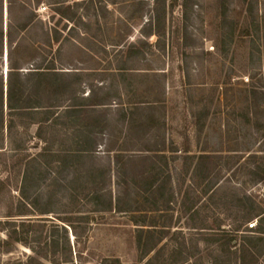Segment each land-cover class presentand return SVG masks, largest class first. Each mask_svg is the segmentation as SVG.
Instances as JSON below:
<instances>
[{
	"label": "rangeland",
	"instance_id": "obj_1",
	"mask_svg": "<svg viewBox=\"0 0 264 264\" xmlns=\"http://www.w3.org/2000/svg\"><path fill=\"white\" fill-rule=\"evenodd\" d=\"M53 1L0 0L2 28L11 24L13 39L3 41L0 75L4 79L14 64L26 73L39 53L44 63L64 72L72 88L66 98L77 101L93 93L106 103L97 107L107 116L112 148L110 156L104 145L98 152L99 162L110 169L106 188L122 198V206H140L154 222L155 235L168 229L161 234L165 253L151 262L152 253L140 259L134 222L140 214L92 213L84 195L73 201L66 195L62 186L71 190V185L64 174L42 182L52 195L50 204L45 199L37 207L53 212L29 217L39 226L27 233L24 228L21 242L5 244L6 215L25 204L18 191L21 167L44 141L36 137L35 124L12 112L14 126L0 130V264H163L169 259L171 264H220L230 258L211 241V232L240 226L243 210H264V0H250L251 13L243 0H189L185 17L180 6L167 13L166 32L158 39L142 32L152 0H67L82 4L72 20L58 24ZM36 2L41 12L35 10L36 21L21 31L17 23L31 15ZM48 30L51 39L61 38L58 52L54 42L52 47L45 42ZM3 109L8 113L5 98ZM42 131L54 149L76 147L64 126ZM117 149L128 155L123 178L108 159ZM154 149L164 155L156 162L163 184L158 210L151 197L143 202L139 196ZM76 211L87 213L88 222L62 219L76 217ZM52 231L55 255L48 248ZM259 261L264 264V250Z\"/></svg>",
	"mask_w": 264,
	"mask_h": 264
},
{
	"label": "trees",
	"instance_id": "obj_2",
	"mask_svg": "<svg viewBox=\"0 0 264 264\" xmlns=\"http://www.w3.org/2000/svg\"><path fill=\"white\" fill-rule=\"evenodd\" d=\"M187 1L189 0H152L149 17L142 31L144 36L154 34L158 39L164 35L166 32L167 13H172L177 6H180L182 8V16L185 17ZM81 2H84V0ZM243 2L246 3V9L251 13V1L243 0ZM52 3L54 6L53 10L57 15V24L62 20H72L76 7L82 4L74 1L67 2V0H56ZM38 8V2H36L31 15L25 16L17 23L21 31L26 30L36 21ZM221 10L223 18H225L223 1ZM1 11L2 4L0 5V13ZM10 30L11 24L3 30L1 17L0 53L2 52L4 39H6L8 44L13 42ZM185 32L186 30L184 29V39L186 38ZM46 35V44L52 47V42H54L57 45L55 51L58 52L61 44L60 36L54 35L51 39L49 30ZM7 57L9 60V53ZM33 62L34 65L24 74L19 71L21 67L14 64L8 67V74L4 79L0 75V130L12 128L14 126L12 112H18L21 118L27 117L29 123L36 125V137L44 140L40 151L30 161H25L21 167V180L18 191L20 198L25 204L23 203L22 206L24 208L22 210L14 213L9 212L6 215L8 219L3 222L7 226L4 228L6 229L5 244L21 242L24 240V237L21 236V231L24 228L27 233L33 230V227L39 226V223H32L30 221L32 218L29 217L53 212L48 206L47 209L45 207L43 210H39L40 208L38 209L37 207L45 199L48 200L46 203L50 204L49 199L52 195L49 190L42 188V182L52 174L57 176L64 174L63 179L65 181L69 179L71 185V190L68 184L65 187L62 186L63 190L67 191L66 195L71 197V201L76 200L80 195H84L88 198L92 213L129 211L140 214L134 219L135 225L138 227L135 233V246L140 252V259L146 258L151 253L152 256L147 259V262L156 260L158 256H163L165 251L164 246L160 245L161 234H167L168 231L165 230L168 229L164 228L160 235H155L156 232L152 228L154 222L147 221V213H141L143 209H140V206L136 208L122 206V198L119 195L113 197L111 191L106 188L107 183L110 181V169L99 162L98 152L99 147L104 145L106 148L105 153L110 156L109 151L112 148L109 147L107 116L104 112L101 113L97 110L98 106L106 103L100 98L97 99V96H93V93L83 99H79L82 100L81 102L79 100L76 101L71 95L66 98V92H70L72 88L70 83L64 80V72L56 69L53 63L51 65L44 63V58L40 59L39 53L33 58ZM4 98L8 113L3 109ZM62 107L65 110L63 112L64 115L58 112ZM56 126H64L68 129L76 147L68 149L62 147L52 148V145L43 137L42 130L54 129ZM106 135L108 136L107 138ZM151 151L153 152L151 156L153 166L149 169L148 175H144L146 178L143 179L144 184L141 186L142 189L139 196L141 198L145 197L143 202H147L148 197H151L156 204L154 210H158L157 204L161 203L163 198V184L159 180V174L162 171L160 168L158 170L156 162L162 161L164 155L162 149ZM125 152V149H117L110 157L111 159L108 158L113 164L115 173L122 178L123 174L121 175L120 171L123 169L124 162L128 156ZM53 178L52 181H56ZM168 178L169 176H167V180L164 183L168 182ZM76 184H80V190L75 187ZM87 185L92 189H86L85 186ZM145 194H149V196H145ZM157 194L159 196H156ZM127 196L130 199L131 195L127 194ZM134 201L138 202L137 199ZM164 201L168 204V200L164 199ZM27 207H30L29 210ZM76 212L79 214L76 217L68 216L62 219L70 223L72 219L88 222L89 215L87 213ZM22 216L28 218H23ZM251 219H255V225L249 222ZM239 221L240 226L243 224L251 226L246 229L247 231L239 230L240 226H238L232 229L219 228L218 232H211L213 237L211 241L218 244L219 248L225 250L226 255L230 257H226V259L224 257L218 262L220 264H261L259 257L264 250V247H260V244L264 246V210H243L239 214ZM247 233H250V235H247ZM56 242L52 231L48 248L54 255L57 248ZM171 252L175 253L173 250ZM230 255L234 257L231 258ZM165 263L171 264V259L164 261L163 264Z\"/></svg>",
	"mask_w": 264,
	"mask_h": 264
},
{
	"label": "built area",
	"instance_id": "obj_3",
	"mask_svg": "<svg viewBox=\"0 0 264 264\" xmlns=\"http://www.w3.org/2000/svg\"><path fill=\"white\" fill-rule=\"evenodd\" d=\"M45 8H46V7H45V6H43V10H45ZM40 9H41V8L39 7V8H38V12H39V13L41 12V10H40ZM252 225H253V224H252ZM250 226H251V225H250Z\"/></svg>",
	"mask_w": 264,
	"mask_h": 264
}]
</instances>
